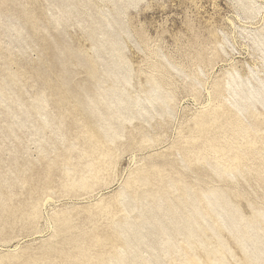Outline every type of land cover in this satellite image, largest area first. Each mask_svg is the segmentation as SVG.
<instances>
[{
    "label": "rangeland",
    "instance_id": "374dc122",
    "mask_svg": "<svg viewBox=\"0 0 264 264\" xmlns=\"http://www.w3.org/2000/svg\"><path fill=\"white\" fill-rule=\"evenodd\" d=\"M238 1L0 0V264L114 263L152 232L168 241L152 264H250L235 234L183 219L207 210L214 190L211 202L230 207L239 228L264 236V104L236 112L225 86L230 75L264 79V0ZM161 224L170 237L156 233Z\"/></svg>",
    "mask_w": 264,
    "mask_h": 264
},
{
    "label": "bare ground",
    "instance_id": "6f19581e",
    "mask_svg": "<svg viewBox=\"0 0 264 264\" xmlns=\"http://www.w3.org/2000/svg\"><path fill=\"white\" fill-rule=\"evenodd\" d=\"M132 1V0H131ZM137 1V0H136ZM238 1V0H237ZM252 1V0H251ZM239 2V1H238ZM237 2V3H238ZM248 3V2H247ZM250 3V2H249ZM250 5V4H249ZM243 6V5H242ZM250 7V6H249ZM84 8V7H83ZM244 8V7H243ZM248 10V9H247ZM250 10V9H249ZM99 11V10H98ZM103 11V10H102ZM242 11V10H241ZM78 12V11H77ZM84 12V11H83ZM244 12V11H243ZM48 13H49V11H48ZM253 14V13H252ZM85 15V14H84ZM249 15V14H248ZM87 16V15H86ZM246 16H247V14H246ZM63 18V17H62ZM247 18V17H246ZM56 19H57V17H56ZM263 20H264V18H263ZM109 25V24H108ZM108 25H107V27H108ZM11 28H13V27H11ZM109 28V27H108ZM107 28V29H108ZM260 28V27H259ZM254 30V29H253ZM101 31V30H100ZM13 32H15V31H13ZM19 32V31H18ZM255 32V31H254ZM251 33H253V32H251ZM106 34V33H105ZM104 34V35H105ZM249 34V33H248ZM106 36V35H105ZM256 36V35H255ZM262 36V35H261ZM251 37V36H250ZM258 37H260V36H258ZM101 38V37H100ZM259 39V38H258ZM256 41H257V39H256ZM255 41V42H256ZM254 43V42H253ZM98 45H100V44H98ZM97 45V46H98ZM111 45V44H110ZM260 45V44H259ZM95 46H96V44H95ZM96 46V47H97ZM101 46V45H100ZM92 47V46H91ZM100 48V47H99ZM263 49H262V52H263V60H264V47H262ZM93 49V48H92ZM97 49V48H96ZM94 50V49H93ZM93 53H94V51H93ZM111 53H114V52H111ZM261 58H262V56H261ZM114 59V58H113ZM92 60H94V58L92 59ZM115 60V59H114ZM200 60V59H199ZM262 60V61H263ZM116 62V61H115ZM199 62V61H198ZM111 63V62H110ZM113 64V63H112ZM116 65V64H115ZM151 65H152V63H151ZM158 65H156V67H157ZM263 66V65H262ZM116 67H119V66H115V68ZM153 67V66H152ZM120 68V67H119ZM151 68V67H150ZM91 69V68H90ZM90 69H88V71H90ZM95 69V68H94ZM155 69V68H154ZM153 69V70H154ZM120 70V69H119ZM95 71V70H94ZM94 71H93V73H94ZM114 71V70H113ZM151 71V70H150ZM199 71V70H198ZM90 72H92V69H91V71ZM116 72V71H115ZM155 72V71H154ZM162 72H164V71H162ZM112 73V72H111ZM151 73V72H150ZM156 74H158L157 72H155ZM193 73V72H192ZM194 73H195V71H194ZM194 73H193V76H194ZM88 74V73H87ZM95 74V73H94ZM97 74V73H96ZM116 74V73H115ZM115 74L113 73V75L115 76ZM154 74V73H153ZM155 74V75H156ZM161 74V73H160ZM236 74V73H235ZM119 75H121V74H119ZM148 75V74H147ZM151 74H149V76H150ZM250 75V74H249ZM253 75V74H252ZM160 76V75H159ZM163 77L164 76H162L161 78L163 79ZM197 77V76H196ZM251 77V76H250ZM123 78V77H122ZM150 78V77H149ZM225 78H226V76H225ZM2 79H4V78H2ZM87 80V79H86ZM114 80V79H113ZM214 81H215V79H213ZM89 81V80H88ZM152 81H153V79H152ZM2 83V82H1ZM88 83V82H87ZM97 83V82H96ZM159 84V83H158ZM98 85V84H97ZM115 85V84H114ZM212 85V84H211ZM155 86V85H154ZM160 86V85H159ZM226 87H227V94L229 95V97H227V98H229L230 99V101H231V105H232V107L236 110V112L238 111V112H240L241 110H243L245 107V104H247L246 106H248V104H252V103H257V102H259L260 104H264V79H261V80H258L257 79V82L256 83H250L247 79H241V78H239L238 76H236V75H230L229 76V78L227 79V81H226V85H225ZM212 87V86H211ZM216 87H218V86H216ZM122 88V87H121ZM157 88H159L158 86H157ZM156 88V89H157ZM161 88V87H160ZM193 88V87H192ZM225 88V87H224ZM124 88H122V90H123ZM129 89V88H128ZM151 89V88H150ZM149 89V90H150ZM155 89V90H156ZM148 90V91H149ZM154 90V91H155ZM54 91V90H53ZM107 91V90H106ZM105 91V92H106ZM129 91V90H128ZM150 91H152V90H150ZM158 91V90H157ZM196 91V90H195ZM1 92V91H0ZM104 92V93H105ZM125 92V91H124ZM192 92V91H191ZM221 92V91H220ZM132 93V92H131ZM134 93V92H133ZM155 93V92H154ZM153 93V94H154ZM211 93V92H210ZM153 94H151V96L153 95ZM216 94V93H215ZM41 95V94H40ZM148 95H149V93H148ZM208 95V94H207ZM223 95V94H222ZM221 95V96H222ZM38 96V95H37ZM55 96V95H54ZM40 97V96H39ZM104 97V96H103ZM107 97V96H106ZM118 97V96H117ZM128 97V96H127ZM192 97V96H191ZM215 98H216V95L214 96ZM31 98V97H30ZM56 98V97H55ZM99 98V97H98ZM136 98V97H135ZM140 98V97H139ZM209 98V97H208ZM38 99V98H37ZM40 99H41V97H40ZM127 99V98H126ZM214 99V98H213ZM30 100V99H29ZM117 100V99H116ZM115 100V101H116ZM119 100V99H118ZM129 100V99H128ZM128 100H127V102H128ZM140 101H141V99H139ZM144 100H148V101H151V97L150 96H146L145 98H144ZM163 100V99H162ZM219 100V99H218ZM51 101V100H50ZM122 101V100H121ZM227 101H228V99H227ZM46 102H47V100H46ZM118 102V101H117ZM116 102V103H117ZM131 102V101H130ZM134 102V101H133ZM163 102V101H162ZM0 103H3V102H0ZM110 103V102H109ZM124 103V102H123ZM126 103V102H125ZM132 103V102H131ZM131 103H129V105L131 104ZM135 103V102H134ZM141 103V102H140ZM144 103V102H143ZM142 103V104H143ZM258 103V104H259ZM27 104V103H26ZM37 104H39V103H37ZM47 104V103H46ZM165 104V103H164ZM163 104V105H164ZM214 104V103H213ZM259 104V105H260ZM132 105V104H131ZM131 105H130V109H131ZM201 105V104H200ZM1 106V105H0ZM36 106V105H35ZM38 106V105H37ZM107 106V105H106ZM114 106H116V105H114ZM122 106V108H124L123 107V105H121ZM120 106V107H121ZM125 106V105H124ZM166 106H168V105H166ZM201 106H203V104L201 105ZM200 106V107H201ZM43 107H44V105H43ZM126 107V106H125ZM163 107V106H162ZM169 107V106H168ZM261 107V106H260ZM9 108V107H8ZM19 108V107H18ZM36 108V107H35ZM127 108V110H128V107H126ZM143 108V107H142ZM165 108H167V107H165ZM205 108V107H204ZM249 108V107H248ZM251 108H253V107H251ZM45 109V108H44ZM108 109V108H107ZM119 109V108H118ZM36 110V109H35ZM34 110V111H35ZM87 110V109H86ZM109 110V109H108ZM172 110V109H171ZM205 110V109H204ZM246 110V109H245ZM262 110H264L263 108H262ZM20 111V110H19ZM32 111V110H31ZM51 111V110H50ZM115 112H116V110H114ZM119 111H121V109H119ZM133 111V110H132ZM164 111V110H163ZM169 111V110H168ZM232 111V110H231ZM89 112V111H88ZM122 112V111H121ZM120 112V113H121ZM124 112V111H123ZM127 112V111H126ZM128 112H129V110H128ZM127 112V113H128ZM166 112V111H165ZM254 112V111H253ZM112 113H114V112H112ZM125 113V112H124ZM161 113H162V111H161ZM243 113H244V111H243ZM246 113V112H245ZM248 113V112H247ZM252 113V112H251ZM262 113V112H261ZM15 114V113H14ZM131 114V113H130ZM168 114H170V113H168ZM236 114V113H235ZM241 114V113H240ZM259 114V113H258ZM28 115V114H27ZM51 115V114H50ZM115 115V114H114ZM120 115V114H119ZM122 115H124V114H122ZM242 115V114H241ZM240 115V116H241ZM260 115V114H259ZM259 115H257V116H259ZM262 115H264V114H262ZM17 116H20V115H17ZM43 116V115H42ZM236 116H238V115H236ZM256 116V117H257ZM261 116V115H260ZM99 117H101L100 116V114H99ZM216 117V116H215ZM262 117H264V116H262ZM262 117H260V118H262ZM28 118H29V116H28ZM118 118V117H117ZM224 118H226V117H224ZM246 118V117H245ZM254 118V117H253ZM101 119V118H100ZM103 119V118H102ZM108 119V118H107ZM228 119H230L229 117H228ZM234 119V118H233ZM236 119H237V117H236ZM248 119V118H247ZM249 119H250V117H249ZM251 119H252V116H251ZM123 120V119H122ZM232 120V119H231ZM254 120V119H253ZM36 121V120H35ZM45 121V120H44ZM103 121V120H102ZM234 120H232L231 122H233ZM238 121H240V119L238 120ZM237 121V122H238ZM245 121V120H244ZM259 121H260V119H259ZM32 122V121H31ZM122 122V121H121ZM252 122V121H251ZM261 122V121H260ZM264 122V121H263ZM235 123V122H234ZM242 123V122H241ZM3 124H4V122H3ZM36 124V123H35ZM46 124V123H45ZM103 124H105V123H103ZM117 124V123H116ZM257 124V123H256ZM255 123H254V127H256L255 125H256ZM102 125V124H101ZM120 125V124H119ZM230 125V124H229ZM250 125H251V123H250ZM263 125H264V123H263ZM262 124H261V126H263ZM41 126V125H40ZM114 126V125H113ZM112 126V127H113ZM224 126V125H223ZM233 126V125H232ZM252 126V125H251ZM37 127V126H36ZM111 127V128H112ZM117 127V126H116ZM227 127V126H226ZM109 128V127H108ZM236 128H238V127H236ZM244 128V127H243ZM259 128V127H258ZM8 129V128H7ZM41 129V128H40ZM103 129V128H102ZM104 129H105V127H104ZM113 129H114V127H113ZM215 129V128H214ZM223 129V128H222ZM228 129V128H227ZM234 129V128H233ZM99 130V129H98ZM230 130V129H229ZM232 130V129H231ZM257 130V129H256ZM47 131V130H46ZM209 131H210V129H209ZM208 131V132H209ZM214 131V130H213ZM236 131H237V129H236ZM241 131V130H240ZM244 131V130H243ZM262 131V130H261ZM264 131V130H263ZM45 132V131H44ZM97 132V131H96ZM105 132V131H104ZM112 132V131H111ZM212 132V131H211ZM226 132V135H227V131H225ZM255 132V131H254ZM259 132V131H258ZM49 133V132H48ZM97 133H99V132H97ZM207 133V132H206ZM206 133H205V135H206ZM214 133H215V131H214ZM229 133V132H228ZM231 133H232V131H231ZM238 133V132H237ZM34 134V133H33ZM105 134V133H104ZM104 134L102 135L103 136V138H105L104 137ZM110 134V133H109ZM109 134H108V137H109ZM114 134V133H113ZM216 134V133H215ZM215 134H213V135H215ZM233 134H234V132H233ZM236 134V133H235ZM242 134V133H241ZM210 135V134H209ZM236 135H238V134H236ZM251 135V134H250ZM250 135L248 136V137H250ZM253 136H254V134H252ZM53 136V135H52ZM112 136V135H111ZM207 136V135H206ZM218 136V135H217ZM216 136V137H217ZM235 136V135H234ZM244 136V135H243ZM101 137V136H100ZM107 137V138H108ZM240 137V136H239ZM111 138V137H110ZM214 138V137H213ZM223 138V137H222ZM221 138V139H222ZM224 138H228V137H224ZM263 138V137H262ZM242 139H243V137H242ZM241 139V140H242ZM99 140V139H98ZM106 140V139H105ZM206 140H210V138L208 137V139H206ZM214 140L216 141V140H218L217 138L215 139L214 138ZM223 140V139H222ZM227 140L228 139H226L225 141L223 140V142L225 143V142H227ZM232 140H234V139H232ZM237 140V139H236ZM264 140V139H263ZM62 141V140H61ZM103 141H104V139H103ZM111 141V140H110ZM204 141V140H203ZM229 142H231V138H230V141ZM233 142V141H232ZM231 142V143H232ZM221 143H222V141H221ZM231 143H229V144H231ZM242 143V142H241ZM240 143V144H241ZM263 143V142H262ZM199 144H201V143H199ZM228 144V143H227ZM264 144V143H263ZM263 144H261V146H263ZM107 145V144H106ZM205 145V144H204ZM225 145V144H224ZM232 145V144H231ZM230 145V146H231ZM234 145H235V142H234ZM239 145V144H238ZM242 145H243V143H242ZM253 145V144H252ZM255 145H256V143H255ZM202 146V145H201ZM228 146V145H227ZM259 146H260V143H259ZM259 146H257V147H259ZM193 147H194V145H193ZM203 147V146H202ZM207 147H209V146H207ZM223 147V146H222ZM225 147V146H224ZM233 147V146H232ZM253 147V146H252ZM190 148V147H189ZM192 148V147H191ZM190 148V149H191ZM201 148V147H200ZM204 148V147H203ZM231 148V147H230ZM229 148V149H230ZM235 148V147H234ZM233 148V149H234ZM12 149V148H11ZM208 149V148H207ZM228 149V150H229ZM237 149V148H236ZM241 148H239L238 150H240ZM261 149V148H260ZM263 149V148H262ZM201 150V149H200ZM227 150V151H228ZM254 150H256V149H254ZM241 151V150H240ZM260 151V150H259ZM263 151V150H262ZM39 152V151H38ZM83 152V151H82ZM192 152V151H191ZM193 153V152H192ZM199 153V152H198ZM197 153V154H198ZM229 153H230V151H229ZM228 153V154H229ZM260 153V152H259ZM258 153V154H259ZM179 154V153H178ZM217 154H218V152H217ZM255 154H257V152L255 153ZM263 154V153H262ZM181 155V154H180ZM196 155V154H195ZM253 155V154H252ZM91 156V155H90ZM210 156V155H209ZM208 156V157H209ZM236 156V155H235ZM250 156H251V153H250ZM249 156V157H250ZM256 156V155H255ZM263 156V155H262ZM202 157V156H201ZM217 157H218V155H217ZM261 158V157H260ZM203 159H204V157H203ZM209 159V158H208ZM248 159H250V158H248ZM252 159V158H251ZM99 160V159H98ZM97 160V161H98ZM258 160V159H257ZM110 161V160H109ZM210 161H212V160H210ZM34 162V161H33ZM99 162V161H98ZM209 162V161H208ZM245 162V161H244ZM244 162H243V164H241V165H245L244 164ZM251 162V161H250ZM220 163V162H219ZM253 163V162H252ZM251 163V164H252ZM256 163V162H255ZM34 164V163H33ZM89 164H90V162H89ZM221 164V163H220ZM233 164V163H232ZM259 164H262V163H259ZM40 165V164H39ZM205 165V164H204ZM254 165V164H253ZM252 165V166H253ZM263 165V164H262ZM29 166V165H28ZM45 166V165H44ZM102 166V165H101ZM229 166V165H228ZM259 166V165H258ZM257 166V167H258ZM87 167V166H86ZM206 167V166H205ZM223 167H224V165H223ZM243 167V166H242ZM256 167V168H257ZM66 168V167H65ZM91 168V167H90ZM207 168V167H206ZM210 168V167H209ZM237 168V167H236ZM246 168H247V166H246ZM253 168V167H252ZM255 168V170H257ZM263 168V167H262ZM50 169V168H49ZM52 169V168H51ZM98 169V168H97ZM208 169V168H207ZM223 169V168H222ZM234 170H235V168H233ZM239 169V168H238ZM243 169V168H242ZM245 169V168H244ZM264 169V168H263ZM71 170V169H70ZM147 170H149V169H147ZM156 170V169H155ZM171 170V169H170ZM254 170V169H253ZM252 170V171H253ZM259 170V169H258ZM100 171H102L101 169H100ZM168 171H169V169H168ZM208 171V170H207ZM241 171V170H240ZM239 171V172H240ZM247 171V170H246ZM249 171H250V169H249ZM58 172V171H57ZM89 172H90V170H89ZM92 172H93V170H92ZM136 172V171H135ZM143 172V171H142ZM234 172V171H233ZM236 172H238V171H235V174H236ZM238 172V173H239ZM36 172H34V174H35ZM176 173V172H175ZM224 173V172H223ZM227 173V172H226ZM229 173V172H228ZM232 173V172H231ZM230 173V174H231ZM86 174H87V172H86ZM152 174H154V173H152ZM156 174V173H155ZM174 174V173H173ZM172 174V175H173ZM178 174V173H177ZM195 174H196V172H195ZM194 174V175H195ZM219 174H220V172H219ZM234 174V175H235ZM257 174V173H256ZM14 175V174H13ZM12 175V176H13ZM36 175V174H35ZM34 175V176H35ZM130 175V174H129ZM138 175V174H137ZM136 175V176H137ZM140 175V174H139ZM142 175H143V173H142ZM160 175V174H159ZM172 175H171V177H172ZM174 175H176V174H174ZM180 175V174H179ZM233 175V176H234ZM44 176V175H43ZM53 176V175H52ZM70 176V175H69ZM76 176V175H75ZM84 176V175H83ZM144 176V175H143ZM147 176H148V174H147ZM155 176V175H154ZM165 176H168L167 174L165 175ZM223 176V175H222ZM245 176V175H244ZM257 176H259V174L257 175ZM36 177V176H35ZM56 177V176H55ZM79 177H81V176H79ZM132 177V176H131ZM130 177V178H131ZM134 177V176H133ZM142 177V176H141ZM157 177H158V175H157ZM178 177V176H177ZM230 177H231V175H230ZM242 177V176H241ZM30 178V177H29ZM144 178V177H143ZM155 178V177H154ZM180 178H182V177H180ZM244 178V177H243ZM57 179H59V177L57 178ZM72 179V178H71ZM81 179V178H80ZM79 179V180H80ZM88 179V178H87ZM134 179V178H133ZM156 179V178H155ZM164 179H165V177H164ZM31 180V179H30ZM38 180V179H37ZM83 180V179H82ZM86 179H84V181H85ZM126 180V179H125ZM159 180V179H158ZM157 180V181H158ZM161 180H162V178H161ZM187 180V179H186ZM33 181V180H32ZM74 181V182H73ZM78 181V180H77ZM87 181V180H86ZM135 181V180H134ZM141 181V180H140ZM139 181V182H140ZM145 181V180H144ZM163 181V180H162ZM40 182H42V181H40ZM72 182L73 183H75L76 182V180H72ZM90 182V181H89ZM129 182H130V180H129ZM128 182V183H129ZM137 182V181H136ZM142 182V181H141ZM180 182V181H179ZM184 182V181H183ZM190 182V181H189ZM192 183L194 182V181H191ZM37 183V182H36ZM78 183V182H77ZM81 183H83L82 181H81ZM80 183V184H81ZM123 182H121V184H122ZM131 183V182H130ZM170 183V182H169ZM2 184V183H1ZM5 184V183H4ZM43 184V183H42ZM46 184V183H45ZM71 184V183H70ZM120 184V185H121ZM125 184V183H124ZM181 184V183H180ZM184 184V183H183ZM194 184V183H193ZM200 184V183H199ZM215 184V183H214ZM220 184V183H219ZM225 184H227V183H225ZM56 185V184H55ZM133 185H135V184H133ZM141 185H144V184H142L141 183ZM146 185H147V183H146ZM146 185H145V187H146ZM155 185V184H154ZM210 185V184H209ZM7 186V185H6ZM61 186V185H60ZM70 186V185H69ZM72 186V185H71ZM83 186V185H82ZM153 186V185H152ZM151 186V187H152ZM160 186V185H159ZM174 186H176V185H174ZM207 186V185H206ZM233 186V185H232ZM124 187H125V185H124ZM141 187V186H140ZM172 187V186H171ZM177 187V186H176ZM179 187V186H178ZM177 187V188H178ZM182 187H183V185H182ZM201 187V186H200ZM202 187H203V185H202ZM205 187V186H204ZM209 187V186H208ZM214 187V186H213ZM3 188V187H2ZM78 188H80V187H78ZM122 188V187H121ZM120 188V189H121ZM184 188V187H183ZM189 188L190 187H188V189L187 190H189ZM192 188V187H191ZM207 188V187H206ZM234 188V187H233ZM66 189H67V187H66ZM136 189V188H135ZM210 189H211V186H210ZM128 190V189H127ZM144 190V189H143ZM172 190V189H171ZM186 190V189H185ZM198 190V189H197ZM49 191V190H48ZM136 191H137V189H136ZM145 191V190H144ZM178 191V190H177ZM205 191V190H204ZM123 192V191H122ZM141 192V191H140ZM149 192V191H148ZM175 192V191H174ZM189 192H191L190 190H189ZM188 192V193H189ZM195 192V191H194ZM216 191H214V190H212L210 193L209 192H207V193H204V201H205V209H207V210H205L203 213L202 212H200V211H197V212H195V211H193L192 212V210H191V213L194 215V216H192V215H190L191 217H188L187 218V216H185V218H183V219H189V220H193L192 219V217L194 218V220H196V221H198V224H199V226L201 227V225L203 224L204 226H206L207 228H208V230H209V228H211V230L213 229V226L215 227V226H218V227H222V228H224L225 230H227L229 233H232V234H235L234 236H235V239H236V241L239 243V245H240V247H241V250H242V253H244V257H246V260L248 261V263H250V264H264V236H262L261 234H259L260 233V231L258 230V228H256V227H258V226H256V227H253L252 225H254V224H252V225H246L247 227L246 228H243V229H241V228H239L238 226L239 225H241L240 223L238 224L237 222H236V220L234 221L233 219H231V216L229 217L228 215H229V208L230 207H228V208H226L227 210H221V207L219 208V205H217L219 202H217V204L216 203H213V201L211 202V200H210V196L213 194V193H215ZM1 193V192H0ZM119 193V192H118ZM125 193V192H124ZM123 193V194H124ZM129 193H130V191H129ZM145 193H146V191H145ZM166 193H167V191H166ZM221 193V192H220ZM219 193V194H220ZM50 194V193H49ZM142 194V193H141ZM152 194V193H151ZM154 194V193H153ZM152 194V195H153ZM157 194V193H156ZM170 194V193H169ZM189 194H191V193H189ZM211 194V195H210ZM215 194H218L217 192L215 193ZM214 194V195H215ZM44 195V194H43ZM126 195V194H125ZM128 195V194H127ZM137 195V194H136ZM150 195V194H149ZM184 195H185V193H184ZM2 196V195H1ZM122 197H123V195H121ZM129 196V195H128ZM127 196V197H128ZM143 196V195H142ZM148 196V195H147ZM166 196H167V194H166ZM194 196V195H193ZM192 196V197H193ZM203 196V195H202ZM224 196H227V195H223V197ZM115 197V196H114ZM178 197V196H177ZM191 197V196H190ZM212 197H213V195H212ZM215 197V196H214ZM218 197V196H217ZM121 198V197H120ZM119 198V199H120ZM164 198V197H163ZM170 198V197H169ZM178 198H180V197H178ZM216 198V197H215ZM214 198V199H215ZM3 199V198H2ZM5 199V198H4ZM123 199V198H122ZM126 199V198H125ZM138 199H139V197H138ZM148 199V198H147ZM158 199V198H157ZM192 199H195L194 197L192 198ZM115 200V199H114ZM131 200H133V198L131 199ZM140 200H142V199H140ZM139 200V201H140ZM144 200H146V199H144ZM161 200V199H160ZM163 200V199H162ZM168 200V199H167ZM184 200V202H186V200L185 199H183ZM199 200V199H198ZM216 200V199H215ZM223 200V199H222ZM221 200V201H222ZM121 201V200H120ZM119 201V202H120ZM126 200H124L123 202H125ZM129 201V200H128ZM172 201H173V198H172ZM179 201H180V199H179ZM188 202H189V200H187ZM192 201V200H191ZM196 201V200H195ZM227 201H229L228 200V198L226 197V202ZM36 202V201H35ZM151 202V201H150ZM161 202H163V201H161ZM181 202V201H180ZM200 202H201V199H200ZM223 202V201H222ZM5 203V202H4ZM3 203V204H4ZM44 203V202H43ZM145 203V202H144ZM149 203V202H148ZM164 203V202H163ZM231 203V202H230ZM1 204V203H0ZM36 204V203H35ZM87 204V203H86ZM124 205L126 204V203H123ZM134 204V203H133ZM133 204H132V206H133ZM139 204H141V203H139ZM147 204V203H146ZM162 204V203H161ZM166 204V203H165ZM184 204V203H183ZM182 204V205H183ZM194 204V203H193ZM193 204H191V206L193 205ZM196 204V203H195ZM220 204V203H219ZM40 205H42V203L40 204ZM68 205V204H67ZM129 205V204H128ZM135 205V204H134ZM144 205V204H143ZM171 205V204H170ZM178 205V204H177ZM189 205V204H188ZM232 205V204H231ZM250 205V204H249ZM2 205H0V207H1ZM5 206V205H4ZM44 206V205H43ZM117 206V205H116ZM127 206V205H126ZM132 206H130V207H132ZM157 206H158V204H157ZM179 206V205H178ZM186 206V205H185ZM199 206V205H198ZM230 206V205H229ZM32 207V206H31ZM38 207V206H37ZM62 207V206H61ZM97 207V206H96ZM110 207V206H109ZM134 207V206H133ZM141 207H142V205H141ZM156 207V206H155ZM164 207V206H163ZM169 207V206H168ZM183 207V206H182ZM189 206H187V208H188ZM193 207V206H192ZM200 207V206H199ZM250 207V206H249ZM42 208V207H41ZM92 208V207H91ZM123 208V207H122ZM143 208V207H142ZM144 208H145V205H144ZM147 208H149L148 206H147ZM153 208V207H152ZM185 208V207H184ZM186 208V209H187ZM191 208V207H190ZM193 208H195V207H193ZM203 208V207H202ZM236 208V207H235ZM235 208H234V210H235ZM253 208V207H252ZM30 209H32V208H30ZM67 209V208H66ZM116 209H118V208H116ZM121 209V208H120ZM119 209V210H120ZM135 209V208H134ZM157 208H155V210H156ZM163 209V208H162ZM177 209V208H176ZM179 209H181V208H179ZM233 209V208H232ZM99 210V209H98ZM150 210H152V209H150ZM170 210V209H169ZM174 210V209H173ZM190 210V209H189ZM238 210V209H237ZM236 210V211H237ZM263 210V209H262ZM9 211V210H8ZM11 211V210H10ZM40 211V210H39ZM90 211V210H89ZM106 211V210H105ZM109 211H110V209H109ZM135 211H136V209H135ZM135 211H132V212H135ZM154 211V210H153ZM260 211V210H259ZM258 211V212H259ZM119 212V211H118ZM138 212V211H137ZM139 212H140V210H139ZM143 212V211H142ZM142 212H141V216L143 215L142 214ZM148 212H149V210H148ZM155 212V211H154ZM162 212V211H161ZM231 212V211H230ZM28 213H29V211H28ZM31 213V212H30ZM36 213H37V210H36ZM41 213V212H40ZM90 213H92V212H90ZM94 213V212H93ZM107 213H109V212H107ZM120 213H122V212H120ZM131 213V212H130ZM164 213V212H163ZM190 213V212H189ZM235 213V212H234ZM242 213V212H241ZM252 213V212H251ZM38 214V213H37ZM63 214H65V213H63ZM62 214V215H63ZM66 214H67V212H66ZM71 214V213H70ZM69 213L67 214V216L68 215H70ZM123 214H125L124 212H123ZM133 214V213H132ZM140 214V213H139ZM149 214H150V212H149ZM153 214V213H152ZM161 214V213H160ZM181 214V213H180ZM186 214V213H185ZM232 214V213H231ZM259 214V213H258ZM36 215V214H35ZM102 215V214H101ZM120 215V214H119ZM126 215V214H125ZM127 215H129V214H127ZM145 215V214H144ZM162 215V214H161ZM187 215V214H186ZM239 215H240V212H239ZM238 215V216H239ZM242 216H243V213L241 214ZM8 216V215H7ZM12 216V215H11ZM29 216H30V214H29ZM33 216H34V214H33ZM41 216V215H40ZM71 216V215H70ZM94 216H95V214H94ZM132 216V215H131ZM141 216H139V217H141ZM147 216V215H146ZM184 216V215H183ZM241 216V217H242ZM252 216V215H251ZM36 217V216H35ZM47 217V216H46ZM69 217V216H68ZM68 217H67V219H68ZM104 217V216H103ZM118 217V216H117ZM151 217H152V215H151ZM164 217V216H163ZM168 217V216H167ZM245 217V216H244ZM248 217V216H247ZM256 217H257V215H256ZM259 217H260V219H262L261 221H263L264 219L262 218V217H264V215L263 214H260L259 215ZM34 218V217H33ZM32 218V219H33ZM94 219H95V217H93ZM130 218V217H129ZM162 218V217H161ZM168 218H171V217H168ZM167 218V219H168ZM181 218V217H180ZM212 218V219H211ZM233 218V217H232ZM250 218V217H249ZM253 218V217H252ZM254 218H255V215H254ZM258 218V217H257ZM257 218H256V220H257ZM6 219V218H5ZM35 219V218H34ZM47 219V218H46ZM45 219V220H46ZM90 219V218H89ZM98 219V218H97ZM131 219H132V217H131ZM151 219H153V218H151ZM158 219H159V217H158ZM157 219V220H158ZM166 219V218H165ZM177 219V218H176ZM198 219V220H197ZM236 219V218H235ZM240 219V218H239ZM19 220H20V218H19ZM112 220H113V218H112ZM130 220V219H129ZM142 220H144V219H142ZM170 220H172V219H170ZM182 220V219H181ZM228 220V221H227ZM243 220V219H242ZM255 220V219H254ZM254 220H252L253 222H254ZM13 221V220H12ZM47 221V220H46ZM53 221V220H52ZM59 221H62V220H59ZM58 221V222H59ZM92 221V220H91ZM154 221V220H153ZM156 221V220H155ZM167 221V220H166ZM183 221V220H182ZM248 221H250V220H248ZM247 221V222H248ZM258 221V220H257ZM260 221V220H259ZM258 221V222H259ZM37 222V221H36ZM55 222V221H54ZM53 222V223H54ZM68 222H70V221H68ZM72 222H74V221H72ZM81 222V221H80ZM94 222V221H93ZM92 222V223H93ZM143 222V221H142ZM146 222H148V221H146ZM157 223H158V221H156ZM175 222V221H174ZM176 222H179V221H176ZM181 222V221H180ZM226 222H229V223H226ZM241 222V221H240ZM49 223V222H48ZM52 223V222H51ZM62 223V222H61ZM88 223H89V220H88ZM95 223V222H94ZM97 224H98V222H96ZM118 223V222H117ZM122 223V222H121ZM120 223V224H121ZM150 223V222H149ZM149 223H147V224H149ZM151 223H152V221H151ZM154 223V222H153ZM173 223V222H172ZM190 223V222H189ZM192 223H194V222H192ZM195 223H197V222H195ZM194 223V224H195ZM246 223V222H245ZM254 223H257L256 221L254 222ZM261 223H263V222H261ZM54 224H56V223H54ZM60 224V223H59ZM63 224H64V222H63ZM102 224H104V223H102ZM123 224H124V222H123ZM126 224V223H125ZM174 224V223H173ZM177 224H179V223H177ZM186 224V223H185ZM191 224V223H190ZM210 224H212V225H210ZM244 224V223H243ZM260 224V223H259ZM53 225V224H52ZM61 225V224H60ZM65 225H66V223H65ZM89 225V224H88ZM140 224H138V226H139ZM197 225V224H196ZM57 226V225H56ZM69 226V225H68ZM108 226V225H107ZM178 226H180V224L178 225ZM183 226V225H182ZM186 226H187V228L189 227V224H186ZM186 226H183V228L181 227V232L180 233H178L180 236H182L183 238H185V239H187L188 237H190V235H192V230H189V228L187 229L186 228ZM198 226V227H199ZM243 226V225H242ZM255 226V225H254ZM261 226V225H260ZM101 227V226H100ZM147 227H149V225H147ZM152 227H154V225H152ZM158 227V226H157ZM168 227V226H167ZM167 227L166 226H164V225H159V227H158V230L156 231V230H154V231H156V233L158 234H160V235H163V237H164V235H165V237L166 236H168V237H170L171 236V234L173 233V232H171L169 229L170 228H168L167 229ZM177 227V226H176ZM198 227H197V229H198ZM145 228V227H144ZM151 228V227H150ZM190 228H192V227H190ZM53 229V228H52ZM58 229V228H57ZM63 228H61L60 230H62ZM76 229V228H75ZM123 229V228H122ZM149 229V228H148ZM152 229H154V228H152ZM155 229H156V227H155ZM180 229V228H179ZM196 229V230H197ZM218 229V228H217ZM239 229H241L242 231L240 232V231H238ZM49 230H51V229H49ZM114 230V229H113ZM125 230V229H124ZM223 230V229H222ZM263 230V229H262ZM37 231V230H36ZM63 231V230H62ZM67 231V230H66ZM141 231V230H140ZM200 230H198V232H199ZM215 231V230H214ZM213 231V232H214ZM30 232V231H29ZM104 232V231H103ZM145 232V231H144ZM152 232V231H151ZM194 232V231H193ZM203 232V231H202ZM211 232V234H212V231H210ZM219 232V231H218ZM240 232V233H239ZM62 233V232H61ZM68 233V232H67ZM139 233V232H138ZM149 233V232H148ZM155 234V232H152V234ZM201 233V232H200ZM200 233H198L199 235H200ZM220 233V232H219ZM218 233V234H219ZM63 234V233H62ZM69 234H70V232H69ZM137 234V233H136ZM151 235V233H150V235L152 236L151 238H148V237H144V238H142L141 237V246H138V245H133L132 243H131V245H133V247H135L136 248V246L137 247H139V248H137L138 249V251H137V253H136V256L135 257H137L140 261H141V263L142 264H149L150 263V261H151V259L153 260L154 259V261H155V259L156 258H158V254H159V256H160V253H162V254H165L164 253V247L162 246L164 243H167L168 241L165 239V241L162 239V238H157L156 236V234L155 235ZM215 232L212 234L213 235V237H215V238H217L215 235ZM63 235H65V234H63ZM129 235V234H128ZM132 235V234H131ZM196 235V234H195ZM141 236V235H140ZM193 236V235H192ZM201 236V235H200ZM173 237V236H172ZM220 237H222V236H220ZM58 238H60V236L58 237ZM98 238H99V236H98ZM125 238V237H124ZM132 238V237H131ZM136 238V237H135ZM231 238V237H230ZM10 239V238H9ZM173 239V238H172ZM179 239V238H178ZM196 239H199V238H196ZM195 239V240H196ZM222 239L224 240V238L222 237ZM232 239V238H231ZM61 240H63V239H61ZM123 240V239H122ZM218 240V239H217ZM234 240V239H233ZM8 240H6V242H7ZM53 241V240H52ZM55 241H56V238H55ZM199 241V240H198ZM196 242L195 244H198V245H200L201 243V245H203V244H205V243H203V242ZM235 241V242H236ZM50 242V241H49ZM172 242V241H171ZM175 242V241H174ZM220 242H223V241H220ZM18 243H20V242H18ZM52 243V242H51ZM83 243V242H82ZM176 243H177V241H176ZM188 243H190V242H188ZM224 243H226L225 242V240H224ZM49 244V243H48ZM138 244V243H137ZM191 244V243H190ZM220 244H222V243H220ZM220 244H218V245H220ZM237 244V243H236ZM31 245V244H30ZM83 245V244H82ZM124 246H125V244H123ZM157 245H159L160 247H159V249H156V246ZM177 245H179V244H177ZM200 245V246H201ZM207 245V244H206ZM52 247L54 246V244L53 245H51ZM124 246H123V248H124ZM190 246V245H189ZM213 246V245H212ZM226 246V245H225ZM225 246H223V244H222V248L224 247L225 248ZM16 247V246H15ZM120 247V246H119ZM179 247V246H178ZM204 246H202V248H203ZM207 247V246H206ZM228 247V246H227ZM18 248H19V246H18ZM17 248V249H18ZM34 248V247H33ZM37 248V247H36ZM49 248V247H48ZM122 248V247H121ZM126 248V247H125ZM214 248V247H213ZM189 249H190V247H189ZM12 250V249H11ZM16 250V249H15ZM116 250V249H115ZM118 250H119V248H118ZM126 250V249H125ZM133 250V249H132ZM135 250V249H134ZM162 250H164V251H162ZM215 250H217L216 248H215ZM85 251H87V250H85ZM176 251H177V249H176ZM17 251H15V253H16ZM122 252H124V251H121V249H120V251H119V253H118V255H117V257L116 258H114L115 259V261H114V263H111V262H108L107 263V261H106V263L107 264H134V261H133V259H135V257H131L130 259H128V260H124V257L122 256ZM127 252V251H126ZM125 252V253H126ZM129 252V251H128ZM158 252H160V253H158ZM173 252V251H172ZM7 253H9V252H7ZM213 253H216V252H213ZM241 253V254H242ZM17 254V253H16ZM47 254H49V253H47ZM46 254V255H47ZM128 253H126V255H127ZM8 255H10V254H8ZM45 255V254H44ZM45 255V256H46ZM212 255V254H211ZM12 256V255H11ZM104 256V255H103ZM128 256V255H127ZM126 256V257H127ZM125 257V258H126ZM218 257V256H217ZM216 257V258H217ZM21 258V257H20ZM136 258V259H137ZM160 258V257H159ZM219 258V257H218ZM217 258V259H218ZM224 258V257H223ZM232 258V257H231ZM7 259H9V258H7ZM18 259V258H17ZM81 259V258H80ZM79 259V260H80ZM96 259V258H95ZM101 259V258H100ZM166 259V258H165ZM221 259V258H220ZM1 260V259H0ZM91 260V259H90ZM213 260L215 261V263H217V260L216 259H214L213 258ZM219 260V259H218ZM226 260H227V258H226ZM2 261V260H1ZM1 261H0V263H1ZM78 261V260H77ZM89 261V260H88ZM92 261V260H91ZM97 261V260H96ZM158 262H159V260H157ZM166 261V260H165ZM221 261V260H220ZM224 261H225V259H224ZM86 262V261H85ZM139 262V261H138ZM104 263V262H103ZM105 263V264H106ZM140 263V262H139ZM140 263V264H141ZM157 263V262H156ZM220 263V262H219ZM224 263V262H223ZM85 264V263H84ZM88 264V263H87ZM150 264H152V263H150ZM161 264H164L162 261H161Z\"/></svg>",
    "mask_w": 264,
    "mask_h": 264
}]
</instances>
